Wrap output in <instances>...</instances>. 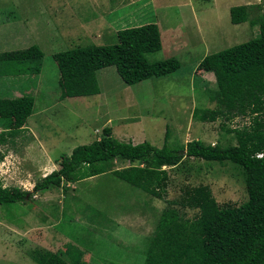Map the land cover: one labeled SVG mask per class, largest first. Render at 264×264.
<instances>
[{
    "label": "rangeland",
    "instance_id": "obj_1",
    "mask_svg": "<svg viewBox=\"0 0 264 264\" xmlns=\"http://www.w3.org/2000/svg\"><path fill=\"white\" fill-rule=\"evenodd\" d=\"M155 1L157 9L152 0H0V53L35 45L44 55L37 77L0 78L14 84L10 91L2 84L1 97L24 94L34 99L21 132L8 145H0L1 186L32 191L42 177L59 168L61 155L99 140L104 128L123 142L147 141L158 148L166 130L173 149L192 140L221 147L236 144L226 130L248 126L249 117L215 122L192 117L195 109L217 106L215 78L199 64L207 55L258 36L264 0ZM183 2H191L190 7L178 6ZM239 5L248 7V21L233 25L229 9ZM146 24L157 25L162 44L161 51L147 55V60L175 58L180 64L177 71L127 85L115 67H107L96 74L99 94L60 97L54 53L113 45L118 30ZM22 85L28 86L24 92L17 88ZM112 165L118 169L127 163L117 159ZM163 170L168 184L162 199L103 174L3 206L0 264H38L47 252L56 256V264H68L78 251V264H143L163 210L175 209L183 219L195 215L178 203L187 188L208 187L221 208L238 207L248 199L242 170L235 164L185 157L177 167ZM57 232L65 238L54 239ZM11 236L19 246L16 251L6 248Z\"/></svg>",
    "mask_w": 264,
    "mask_h": 264
},
{
    "label": "trees",
    "instance_id": "obj_2",
    "mask_svg": "<svg viewBox=\"0 0 264 264\" xmlns=\"http://www.w3.org/2000/svg\"><path fill=\"white\" fill-rule=\"evenodd\" d=\"M247 13V6L231 7V24L246 23ZM116 37L117 43L113 45H89L53 54L62 99L99 94L96 74L107 67H115L127 85L167 77L180 67L175 58L147 60V55L162 48L156 24L119 30ZM43 56L35 45L0 53V78L37 77ZM199 68L215 78L217 106L214 110L195 109L192 117L200 122L249 117L248 126L226 130L233 134L235 145L211 146L192 140L173 149L167 144L169 131L166 130L164 143L158 148L147 141L123 142L112 135L111 129L104 128L99 140L75 147L69 156L61 155L59 168L35 183L32 191L0 185V208L26 202L36 193L62 187L64 183L103 174L162 199L168 184L163 167H177L185 157L229 162L242 170L247 201L238 207L221 208L208 187L187 188L178 203L195 211V215L183 219L175 209L163 210L148 241L143 264H264V158L256 157L264 151V18L261 16L259 20L258 36L205 56ZM27 87L17 88L24 92ZM7 90L10 91L8 87ZM1 96L0 145H8L32 114L34 99L24 94ZM3 158L0 150V162ZM117 159L127 163L126 167L114 169L112 163ZM78 253L68 264L80 263ZM55 258L47 252L37 262L56 264Z\"/></svg>",
    "mask_w": 264,
    "mask_h": 264
},
{
    "label": "crops",
    "instance_id": "obj_3",
    "mask_svg": "<svg viewBox=\"0 0 264 264\" xmlns=\"http://www.w3.org/2000/svg\"><path fill=\"white\" fill-rule=\"evenodd\" d=\"M189 1H191V0H189ZM195 1V0H194ZM197 1V0H196ZM203 1H205V0H203ZM156 1L155 0H152V4H153V6L157 9V7L155 6V3ZM179 3V2H178ZM177 3V4H178ZM186 5H188V7H190V5H191V2H187V3H185V2H183V3H180V4H178V6H184V7H186ZM209 5H212V4H210L209 3ZM208 5V6H209ZM240 6V5H239ZM176 7H177V5H176ZM211 7V6H210ZM207 9H209V8H207ZM207 11V10H206ZM119 31V30H118ZM22 79V78H21ZM20 79V80H21ZM13 81H15V82H17V80L16 79H13ZM2 84H5L4 82L2 83V81H0V86H2ZM13 83H7V84H5V86H6V88L8 87L9 89H12L13 88ZM18 87V86H17ZM16 91V90H15ZM17 92V91H16ZM11 95V94H10ZM12 96V95H11ZM44 176V175H43ZM43 178V177H42ZM47 232H49V231H47ZM11 234H12V232H11ZM45 236H46V234H45ZM54 236H56L54 239H59V240H61L62 238H65V237H63L60 233H58L57 232V234H54ZM17 247H19L18 246V244L17 243H15L14 242V240H13V238H12V236H11V238H10V242H9V244L6 246V248H8V250H10V251H12V250H15L16 251V249H17Z\"/></svg>",
    "mask_w": 264,
    "mask_h": 264
},
{
    "label": "built area",
    "instance_id": "obj_4",
    "mask_svg": "<svg viewBox=\"0 0 264 264\" xmlns=\"http://www.w3.org/2000/svg\"><path fill=\"white\" fill-rule=\"evenodd\" d=\"M257 158H264V151L256 154Z\"/></svg>",
    "mask_w": 264,
    "mask_h": 264
}]
</instances>
